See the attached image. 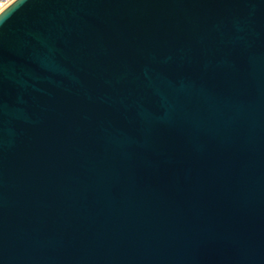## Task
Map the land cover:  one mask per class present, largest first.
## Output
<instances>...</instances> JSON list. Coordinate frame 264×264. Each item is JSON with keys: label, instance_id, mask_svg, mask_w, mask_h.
I'll return each instance as SVG.
<instances>
[{"label": "water", "instance_id": "95a60500", "mask_svg": "<svg viewBox=\"0 0 264 264\" xmlns=\"http://www.w3.org/2000/svg\"><path fill=\"white\" fill-rule=\"evenodd\" d=\"M0 264H264V0L7 6Z\"/></svg>", "mask_w": 264, "mask_h": 264}, {"label": "built area", "instance_id": "2783aa9c", "mask_svg": "<svg viewBox=\"0 0 264 264\" xmlns=\"http://www.w3.org/2000/svg\"><path fill=\"white\" fill-rule=\"evenodd\" d=\"M14 0H0V13L9 6Z\"/></svg>", "mask_w": 264, "mask_h": 264}]
</instances>
